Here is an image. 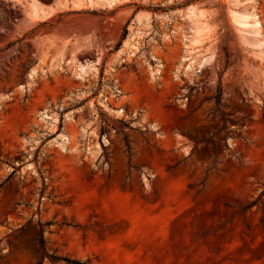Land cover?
Returning a JSON list of instances; mask_svg holds the SVG:
<instances>
[{
  "label": "rangeland",
  "instance_id": "374dc122",
  "mask_svg": "<svg viewBox=\"0 0 264 264\" xmlns=\"http://www.w3.org/2000/svg\"><path fill=\"white\" fill-rule=\"evenodd\" d=\"M96 1L0 0V264H264V0Z\"/></svg>",
  "mask_w": 264,
  "mask_h": 264
},
{
  "label": "bare ground",
  "instance_id": "6f19581e",
  "mask_svg": "<svg viewBox=\"0 0 264 264\" xmlns=\"http://www.w3.org/2000/svg\"><path fill=\"white\" fill-rule=\"evenodd\" d=\"M100 1V4H103L104 2H105V4L106 3H109V4H112V3H114L115 2V0H98V1H96L97 3ZM101 2H103V3H101ZM248 19H252L249 15H245L244 17H242V19L241 20H238V23L240 24V25H242V26H247L248 27V25L250 24V22H248ZM237 22V21H236ZM255 24L258 26L259 25V23H258V21H257V19H256V21H255ZM253 26V25H252ZM251 26V27H252ZM259 27V26H258ZM256 29V28H255ZM257 31V30H256ZM79 70V69H78ZM77 70V71H78ZM81 71H84L83 70V68L81 67V69H80ZM78 73H80V72H78ZM81 73H83V72H81ZM82 75V74H81ZM79 76H80V74H79Z\"/></svg>",
  "mask_w": 264,
  "mask_h": 264
}]
</instances>
